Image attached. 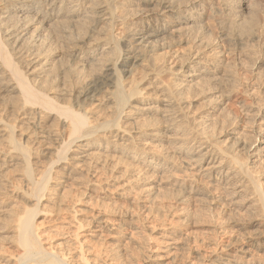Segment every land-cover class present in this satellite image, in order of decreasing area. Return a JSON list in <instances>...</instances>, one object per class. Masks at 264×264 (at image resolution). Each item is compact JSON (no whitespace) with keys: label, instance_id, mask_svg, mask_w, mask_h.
<instances>
[{"label":"bare ground","instance_id":"6f19581e","mask_svg":"<svg viewBox=\"0 0 264 264\" xmlns=\"http://www.w3.org/2000/svg\"><path fill=\"white\" fill-rule=\"evenodd\" d=\"M262 5L264 0H0V260L93 264L81 241L78 254H70L69 241L45 237L36 218L43 201L61 204L59 175L79 172L83 180L96 164L127 173L125 191L143 182L153 196L160 180L169 179L181 203L196 193L234 205L250 190L264 221V181L251 170L264 156V102H252L257 96L264 101V86L257 83L249 92L247 66L242 70L264 69ZM236 59L246 82L232 69ZM244 59L254 63L242 65ZM227 104L232 118L227 113L219 122L232 141L225 144L203 129L224 115ZM240 108L255 110L250 133L256 138L236 133L244 123ZM234 143L247 159L239 157L240 148L235 153ZM186 212L182 219L193 224ZM222 226L212 228L229 231ZM2 238L13 252L4 250ZM236 241H224L221 255L209 260L255 258L249 246L258 243L251 236L246 247L234 248Z\"/></svg>","mask_w":264,"mask_h":264},{"label":"rangeland","instance_id":"374dc122","mask_svg":"<svg viewBox=\"0 0 264 264\" xmlns=\"http://www.w3.org/2000/svg\"><path fill=\"white\" fill-rule=\"evenodd\" d=\"M259 8L264 9V5ZM169 37L167 38L169 39ZM181 48L183 47H179L178 50ZM251 60L244 59L242 65L246 64V61L247 64L254 63ZM233 64L234 60L231 65ZM99 66H102L101 63H98L97 70H100ZM233 66L235 67H232V69L235 68L236 70L234 72H240L241 74L237 73L240 76L239 79L243 82H249V85L251 84L250 89H254V87L258 89L260 85L264 86V83L261 84L262 80L264 82L263 68V72L258 73L260 69H257L258 72L253 70L254 65L250 66L251 70H249V65H245L241 68L244 70L247 66L248 72L244 71L243 74L240 67H237L239 66L237 59ZM245 72L248 77L247 80L243 76ZM251 72L252 74H250ZM258 74H261L262 78ZM255 77L259 78L258 82L255 81ZM250 89L249 92L252 91ZM259 98L261 97L257 96L252 101L253 104L256 103L255 105H257V101L259 103L261 101L260 104L264 102ZM227 105L225 106L226 109L223 110V114L229 113V118H232V106ZM239 110L242 114L238 113L244 118V123L235 128L237 129L236 133L243 134L246 138L253 135L252 138H256L257 134L252 133L253 135H251L250 133V126L254 124L250 113H254L255 110L249 113L247 109L244 112L241 108ZM246 114H249V117L248 115L245 117ZM216 115L219 116H214L212 122L204 123L203 130L211 131L216 136L222 137L224 141L228 136L222 124L224 120L228 119V116ZM221 115L224 119H220ZM220 121L223 123H219ZM225 142L223 144L232 141L225 139ZM235 145H233L234 151L235 148H240ZM236 150L241 159H247L244 149ZM256 158L260 159L252 163L251 170L254 175L256 174L264 181V156L259 155ZM251 159L253 160V157ZM120 171V168L113 169L112 167L96 164L85 173L87 178L85 177L83 180L78 171V173L75 172L69 176L59 175L60 182H63L62 187L57 191L61 193L59 195L61 204L56 205L46 200L43 201L39 206L40 214L36 218V222L40 223V228L45 233L47 232L45 237L46 235L52 236L49 237L50 239L65 237L69 241L67 248L70 250V254H78V242L81 241L84 255L93 264H217V262H212L209 259H213V255L218 257L221 255L218 247L224 241L232 238L236 239L234 248L238 249L246 247L245 239L247 236H251L252 240L258 243V245L252 244V246H249V253L255 254V258L248 261L243 260L239 264H264V221L260 222L262 218L260 211L258 207L252 205L253 201L254 204L256 202L250 190L243 192L237 198V204L239 205L224 204V206H221L220 202L213 203L210 197L205 194L198 195L196 193H194V197L188 198L190 201L181 203L176 200L177 194L170 185L169 179L163 177L164 180H160L159 190L155 192L156 194L150 196L148 192L145 193L143 182L130 183L129 188L125 191L126 182L130 177L127 173L125 174L123 171L121 173ZM176 171L177 174L181 172L179 169ZM19 185H21L20 182ZM206 185L209 187L208 183ZM57 192L54 190L53 195ZM211 192L218 194V191L215 190ZM221 195L225 199L226 195ZM249 202L252 206L249 205ZM182 211H187L186 213L194 217L193 224H186L187 221L181 217ZM95 214H97V218L89 223V220H92ZM254 222L260 223L257 226L254 225ZM251 223L252 225H250ZM79 224L83 227L76 229ZM214 224L223 225L222 227L227 225L226 228L229 231L223 232L220 229L221 227L215 230L212 228ZM185 233H188V235H185ZM1 241L7 253L13 252L14 249L6 238H2ZM247 257L250 256L247 255ZM0 264H15V261L0 260Z\"/></svg>","mask_w":264,"mask_h":264}]
</instances>
